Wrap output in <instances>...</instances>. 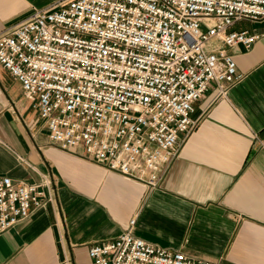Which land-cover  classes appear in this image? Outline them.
Here are the masks:
<instances>
[{"label": "built area", "instance_id": "obj_1", "mask_svg": "<svg viewBox=\"0 0 264 264\" xmlns=\"http://www.w3.org/2000/svg\"><path fill=\"white\" fill-rule=\"evenodd\" d=\"M242 19H264V0H64L0 33V63L54 145L152 189L197 127V101L242 78L229 47L263 36L232 29ZM54 198L47 176L0 174V233ZM88 254L92 264H218L131 229Z\"/></svg>", "mask_w": 264, "mask_h": 264}, {"label": "crops", "instance_id": "obj_2", "mask_svg": "<svg viewBox=\"0 0 264 264\" xmlns=\"http://www.w3.org/2000/svg\"><path fill=\"white\" fill-rule=\"evenodd\" d=\"M64 0H0V33ZM263 33L229 47L241 79L196 103L195 130L160 187L54 145L21 82L0 63V174L53 183L52 203L0 233V264H92L88 248L131 229L153 243L218 264H264ZM134 220V223L132 221Z\"/></svg>", "mask_w": 264, "mask_h": 264}, {"label": "rangeland", "instance_id": "obj_3", "mask_svg": "<svg viewBox=\"0 0 264 264\" xmlns=\"http://www.w3.org/2000/svg\"><path fill=\"white\" fill-rule=\"evenodd\" d=\"M81 153V152H80Z\"/></svg>", "mask_w": 264, "mask_h": 264}]
</instances>
